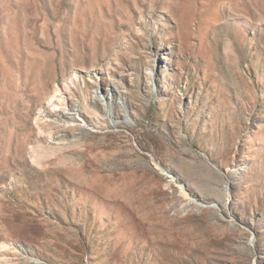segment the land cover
I'll list each match as a JSON object with an SVG mask.
<instances>
[{"label": "rangeland", "instance_id": "1", "mask_svg": "<svg viewBox=\"0 0 264 264\" xmlns=\"http://www.w3.org/2000/svg\"><path fill=\"white\" fill-rule=\"evenodd\" d=\"M0 264H264V0H0Z\"/></svg>", "mask_w": 264, "mask_h": 264}, {"label": "bare ground", "instance_id": "2", "mask_svg": "<svg viewBox=\"0 0 264 264\" xmlns=\"http://www.w3.org/2000/svg\"><path fill=\"white\" fill-rule=\"evenodd\" d=\"M59 100H60V99H58V95H56V96H54V97L52 98V101H53V102H58ZM53 106H56V104L54 103Z\"/></svg>", "mask_w": 264, "mask_h": 264}]
</instances>
